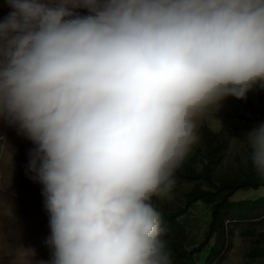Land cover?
<instances>
[{"label":"clouds","instance_id":"obj_1","mask_svg":"<svg viewBox=\"0 0 264 264\" xmlns=\"http://www.w3.org/2000/svg\"><path fill=\"white\" fill-rule=\"evenodd\" d=\"M4 2L0 121L35 145L50 264H173L153 198L172 199L200 116L264 88V0ZM245 140L264 178V124Z\"/></svg>","mask_w":264,"mask_h":264},{"label":"rangeland","instance_id":"obj_2","mask_svg":"<svg viewBox=\"0 0 264 264\" xmlns=\"http://www.w3.org/2000/svg\"><path fill=\"white\" fill-rule=\"evenodd\" d=\"M10 11L8 4L0 0V19L7 17ZM263 116L264 88L254 87L243 100L231 96L225 98L221 106L211 107L198 118L199 141L183 163L189 159L200 161V152L204 147L201 130L206 128L216 133L223 131L222 147L217 153L221 158L214 166L215 171L240 173L250 152L245 140L246 134L264 124ZM34 148L35 145L18 126L0 121V243L3 245L0 264H9V253L16 245L35 250L32 264H50L51 250L47 245L51 236L50 217L42 195L43 186L34 182L28 171L29 154ZM174 178L176 184L172 199L154 197V203L166 211L182 205L184 193L193 184L176 173ZM263 195L264 187H261L258 190H238L231 199H253ZM190 211L185 217L191 230L190 243L198 245L210 218L209 208L199 203ZM227 226L229 232L225 243H221L217 234L213 235L202 249L201 256L198 255L192 261H205L208 264L210 261L206 262V256L210 248L214 247L219 251V256L210 264H264V257L249 255L256 247L264 249V239L258 236V232L264 231V216L254 221L228 222ZM162 227L166 232L167 226Z\"/></svg>","mask_w":264,"mask_h":264},{"label":"trees","instance_id":"obj_3","mask_svg":"<svg viewBox=\"0 0 264 264\" xmlns=\"http://www.w3.org/2000/svg\"><path fill=\"white\" fill-rule=\"evenodd\" d=\"M201 132L204 147L200 152V161L189 159L175 172L181 178L193 182L191 188L184 193L183 204L174 210L166 211L155 204L153 198L154 206L161 212L162 225L167 226L164 239L168 241L175 264H205V261L194 263L192 260L198 255L201 256L202 249L213 235L217 234L221 243H225L229 232L228 222L254 221L264 216V195L255 196L253 199H231L238 190H258L264 187V178L255 173L250 152L240 173L216 172L214 166L221 158L217 153L222 147L223 131L216 133L202 128ZM199 203L209 208L210 218L203 231L202 240L195 245L190 243L191 230L185 217L190 214L191 208ZM258 236L264 239V231L258 232ZM249 255L264 257V249L256 247L249 252ZM218 256L219 251L212 247L206 256V262L212 263Z\"/></svg>","mask_w":264,"mask_h":264}]
</instances>
